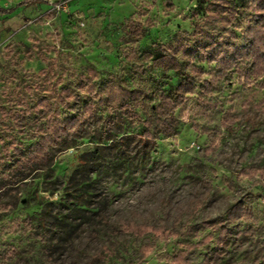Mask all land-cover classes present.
Segmentation results:
<instances>
[{"label": "rangeland", "instance_id": "obj_1", "mask_svg": "<svg viewBox=\"0 0 264 264\" xmlns=\"http://www.w3.org/2000/svg\"><path fill=\"white\" fill-rule=\"evenodd\" d=\"M21 1L0 0V8ZM196 1L41 0L0 13V104L21 92L30 108L46 90L69 88L78 95L71 101L76 112L90 98L79 88L91 68L98 88L112 77L149 94L127 110L94 98L93 115L50 145L46 162L25 167L23 180L0 190V264H166L179 251L187 264H264V76L249 85L233 74L209 93L197 89L175 111L179 133L159 136L144 157L133 137L156 101L151 94L177 81L141 55L154 42L194 38ZM132 14L149 28L137 39L128 33ZM251 20L247 12L233 22L238 38ZM201 25L217 29L212 21ZM199 65L208 80L213 65ZM17 81L20 91L12 92ZM27 85L37 91H22ZM38 112L4 119L9 137L0 147L22 143L5 169L29 158L31 144L47 131L50 117ZM110 116L116 123L104 132ZM84 153L90 161L81 165ZM237 203L246 215L230 222ZM128 223L165 227L172 235L136 237L119 229Z\"/></svg>", "mask_w": 264, "mask_h": 264}, {"label": "trees", "instance_id": "obj_2", "mask_svg": "<svg viewBox=\"0 0 264 264\" xmlns=\"http://www.w3.org/2000/svg\"><path fill=\"white\" fill-rule=\"evenodd\" d=\"M41 0H23L16 6H24L36 3ZM14 8L0 10L1 12L11 13ZM251 15L252 20L247 22L241 29L240 37L236 34L233 22L245 13ZM192 17L195 19L192 36L188 40L179 39L176 43L161 45L152 44V50L144 52L141 57L144 61H151L154 66L171 72L176 78V83L170 84L168 88L160 87L153 92L156 97L155 103L149 104L148 113L144 118H139L140 131L133 135L139 142V154L141 157L149 154L156 146L159 136L165 138L175 136L179 133L175 111L184 103L189 95L195 94L197 89L208 92L213 87L216 80L239 74L243 81L249 85L256 84L264 76V0H197ZM199 17H201L199 20ZM212 21L217 25L216 30H204L201 23ZM128 33L137 38L142 37L148 27L139 22H135L133 14L127 19ZM199 63L213 65L212 73L208 80L203 79L204 69ZM98 73L94 69L87 71L85 79L79 89L90 98L81 110L73 112L71 101L77 99L78 95L69 88H62L57 93L40 94L37 101L31 104H24V97L21 92L17 100L1 102L0 104V143L8 139L5 131L4 119L15 117L16 114L24 110L31 111L38 109L39 117L48 114L50 123L47 124V131L38 140L31 144V156L27 159H20L5 169L10 162V153L18 154L22 144L20 140L16 143H8L0 147V176L7 175L10 179L7 184L0 181V190L6 187L10 181L17 183L23 180L25 167L35 166L46 162L45 152L50 145L55 144L61 136L70 135L85 122L94 112V98H98L110 109L127 110L137 101H144L148 91L145 88H129L122 84L120 79L110 77L98 88L94 81ZM264 88V82L261 83ZM28 88L36 92V86H24L22 91ZM20 89L18 81L15 82L11 91ZM17 95V96H18ZM1 99V96H0ZM9 99V97H8ZM32 101V100H31ZM13 104H9L12 103ZM16 102V103H14ZM33 102V101H32ZM18 105L24 108H17ZM114 117H107L103 126L104 132L109 130L111 125H115ZM1 145V144H0ZM81 165L89 160L87 153L79 156ZM84 192L77 196L82 201ZM78 209V208H77ZM46 213V210L44 211ZM246 215V210L240 204H234L228 213V220L235 222L237 219ZM75 217V215H73ZM67 214L60 215L63 224L70 225ZM41 221V220H40ZM100 222H107V218L101 217ZM119 229L128 232L133 236L141 237L152 232L161 234L167 238L172 232L159 227L154 229L147 225H135L133 223L121 224ZM46 256L49 257V247L44 248ZM148 251L143 249V253ZM186 251V250H185ZM184 251L176 252L166 264H187L184 261Z\"/></svg>", "mask_w": 264, "mask_h": 264}, {"label": "crops", "instance_id": "obj_3", "mask_svg": "<svg viewBox=\"0 0 264 264\" xmlns=\"http://www.w3.org/2000/svg\"><path fill=\"white\" fill-rule=\"evenodd\" d=\"M22 1H23V0H22ZM22 1H21V2H22ZM19 3H20V2H19ZM17 4H18V3H17ZM17 4H16V5H17ZM16 5H15L14 7H11V8H15V7H17ZM20 7H21V6H20ZM0 10H7V9L0 8ZM0 13H2V14H8L7 12H1V11H0Z\"/></svg>", "mask_w": 264, "mask_h": 264}]
</instances>
